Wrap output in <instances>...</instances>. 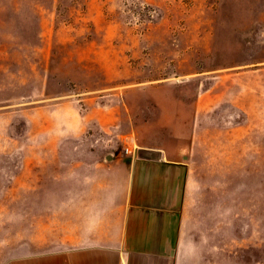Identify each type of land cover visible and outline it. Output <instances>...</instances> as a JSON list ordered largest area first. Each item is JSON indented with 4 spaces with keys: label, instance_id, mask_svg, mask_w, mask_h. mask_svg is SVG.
I'll list each match as a JSON object with an SVG mask.
<instances>
[{
    "label": "rangeland",
    "instance_id": "1",
    "mask_svg": "<svg viewBox=\"0 0 264 264\" xmlns=\"http://www.w3.org/2000/svg\"><path fill=\"white\" fill-rule=\"evenodd\" d=\"M147 148L187 162L177 264H264V0H0V264Z\"/></svg>",
    "mask_w": 264,
    "mask_h": 264
},
{
    "label": "crops",
    "instance_id": "2",
    "mask_svg": "<svg viewBox=\"0 0 264 264\" xmlns=\"http://www.w3.org/2000/svg\"><path fill=\"white\" fill-rule=\"evenodd\" d=\"M147 149L99 161L98 188L69 204L64 238L36 240L1 264H177L187 162Z\"/></svg>",
    "mask_w": 264,
    "mask_h": 264
},
{
    "label": "built area",
    "instance_id": "3",
    "mask_svg": "<svg viewBox=\"0 0 264 264\" xmlns=\"http://www.w3.org/2000/svg\"><path fill=\"white\" fill-rule=\"evenodd\" d=\"M126 151H128V149H126Z\"/></svg>",
    "mask_w": 264,
    "mask_h": 264
}]
</instances>
